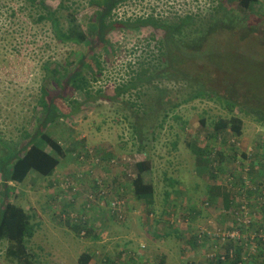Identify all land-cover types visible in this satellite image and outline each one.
<instances>
[{
  "label": "rangeland",
  "instance_id": "rangeland-1",
  "mask_svg": "<svg viewBox=\"0 0 264 264\" xmlns=\"http://www.w3.org/2000/svg\"><path fill=\"white\" fill-rule=\"evenodd\" d=\"M91 1L69 0L75 12L76 25L87 40V43L77 45L61 44L46 38L47 33L38 31L42 26L31 30L23 20L27 14L21 9V0H0V43L8 42L2 48L5 53L0 54V106L16 121L11 123L4 119L8 124L0 126V133L5 137L2 141L9 148L20 151L27 140L20 138L19 130L26 127L27 133L32 135L39 125L42 111L40 108L32 111L34 97L40 85L43 82L49 85L52 79L44 76L41 69L43 62L52 56L51 59L58 64H67L68 61L67 69L72 70L79 68L77 61L84 56V61L91 65L82 73L95 101L84 104L78 113L46 129L64 150L63 156L54 153L59 166L53 175L46 179L31 172L22 183L9 182L7 186L11 193L7 197H4L0 176V207L6 202L21 207L35 225L34 235L24 244L25 253L34 259L32 264H77L82 253L93 256L90 264H142L149 254L139 250H144L150 242L152 236L145 230L152 231V228L155 229L154 234L158 231L161 235L178 233V236L175 242L161 235L160 238L153 236L155 254L149 257L153 258L151 262L143 264H159L161 248L166 255V264H207L215 254L224 255L230 251L232 258L229 257V264L233 263L230 261L236 251L246 258L243 264H264V252L262 250L258 255L257 249V246L264 248V231L256 236L254 230L248 227L236 242L221 241L217 248H211L209 241L196 242L199 244L197 247L192 243L204 227L224 229L222 227L226 225L231 227L232 222L223 214L220 203L213 209L204 206L207 208L206 218L198 214L201 217L199 221L196 215L189 212H195L201 200L221 202L228 194L235 197L234 200L249 202L250 212L253 211L249 216L254 223L253 228L264 221V205L263 210L258 211L255 207L257 200L249 198L246 183L241 184V179L245 178L252 187H256L255 184L260 185L258 181L264 175V123L257 115L259 111H264V40L260 34L264 32V0H258L249 9H244L237 0H214L215 3L210 0H170L168 9L161 8L168 22H176V18L186 14L198 19L206 15L202 17V21H206L219 9V3L231 14L245 20L246 25L256 28L243 40L238 29L220 30L217 26L207 42L193 38V41L180 45L181 51L175 50L172 45H160L164 32L147 26L140 30H129L124 26L109 30L105 38L110 46L107 44L104 49L96 34L89 29L96 12L100 10ZM45 2L52 8L58 6L57 0ZM155 4L153 0H126L115 6L110 20L122 23L134 21L150 14ZM190 31L189 28L184 29L183 35ZM179 52L185 54L186 63L179 68L189 70L193 77H205L213 89L217 84L215 90L220 97L238 104L240 99L248 98L262 109L245 113L240 111L239 105L229 111L224 99L200 97L169 110L165 122L157 126L164 112L155 111L156 97L160 96L163 102L160 108L168 110L187 95V84L161 80L156 83L160 91L154 90L151 85L135 89L132 95L112 98L117 84L127 81L130 75L148 65L154 66L161 53L173 56ZM190 53L198 55L188 57ZM95 59L102 65V74L98 78L95 75L96 79H93ZM63 76L61 71L56 75L60 85L66 84ZM97 91H101L103 98H98L101 93L98 95ZM72 95L77 100L82 99L80 92ZM59 103L61 108L66 107ZM230 116H238L242 120L241 134L234 136L225 130L219 132L220 137L217 138L214 123L227 121ZM26 117L30 120L28 126L24 125ZM136 125L141 128L140 136L133 129ZM196 149L207 150V153ZM124 158L129 162L122 164ZM112 159L118 164H111ZM145 160L150 163L151 170L144 179L154 186L153 199L149 200L152 204L145 200L134 201L132 190L126 187L129 197L123 208L125 217L120 222L108 221L110 202L118 197L122 189L120 186L114 188L119 183L118 178L126 179L129 186L136 174L135 163ZM74 173L77 178L84 174V179L76 183L71 177ZM49 180L54 181L56 186L50 187ZM96 180L109 185L107 195L99 199H95L90 190ZM230 181L232 188L229 190ZM241 189L243 192H240ZM67 203L74 206L67 214L60 213L62 209L59 206ZM103 208L105 211L101 213ZM200 208H203L202 205ZM85 212L90 215L91 235L97 231L95 240L88 238L84 231L80 237L71 229L70 219L75 218L73 213L78 214L80 219H87ZM188 215L192 218L188 219ZM232 229L225 228L226 231ZM7 246V242L0 243V264H19L5 255Z\"/></svg>",
  "mask_w": 264,
  "mask_h": 264
},
{
  "label": "trees",
  "instance_id": "trees-1",
  "mask_svg": "<svg viewBox=\"0 0 264 264\" xmlns=\"http://www.w3.org/2000/svg\"><path fill=\"white\" fill-rule=\"evenodd\" d=\"M57 1V8H52L48 4H46L45 0H21V3L23 5L21 9L23 11H26L27 14L26 19L23 20L28 24V27L31 30H33V28L35 27L42 26V28L38 29V31L43 30V33H47L46 38H50L52 41H56L57 43H74L77 45L87 43L86 35L81 32V30L76 25L77 21L74 15L75 12L69 4V0ZM212 1L213 3H215L214 0H210V2ZM222 1L223 0H221V2ZM91 2L95 3L100 10L96 12L95 20L90 23L89 29L96 34L104 49L108 44V40L105 38L108 31L113 28L123 26L128 28L129 30H140V28L146 26L160 29L164 32V40L160 41V45H172L175 50L180 51V45H183V43L185 42L193 41V38L199 42H207L210 36H212V34L216 32L215 28L217 26H219L220 30L225 29L231 31L232 28L238 29L241 32V35H239V37L243 40L247 39L249 35L256 30V28H254V25H246L247 23L245 20L231 14L230 11L228 12V10L222 8V4L219 6V3V9L216 10L215 14L209 15L206 21H202V17H205L206 15H202L200 17L201 19H198L195 16L193 17L186 14L184 16L176 18L177 20L174 23H168L166 20L162 22L161 19L155 21L153 20V17H148L146 19L137 18L134 21L122 23L116 20L112 21L110 20V18L111 16H113L112 11L115 6L119 3H123V0H92ZM237 2L244 9H249L252 4H256L258 0H237ZM155 3L156 4L153 5L154 10H156L157 6H160V8L158 7V10L161 11V8L163 7L168 9L167 7L168 3L170 4V0H155ZM2 9L3 6H1V10ZM167 12L170 14L169 11ZM151 13H153V10H151ZM14 15L15 13L13 12L12 16ZM196 18L197 21H195ZM188 28L191 31L186 35H183L184 29ZM260 34L264 40V32L262 31ZM6 44H8L7 41L5 43H0V54L5 53V51H2V48L5 47ZM166 53H161L158 62L154 66L152 65V67H149L148 65L146 68L141 69L140 72H135L130 75L127 81L117 84V86L114 87V96L112 98L118 99L127 94L132 95L131 93L135 89L139 87H150L151 85H153L154 90L160 91V87H158L156 83H160L161 80L172 83L180 82L187 84L189 87V92L187 93V95L179 103L172 104V106L168 108V110L160 108L163 102L161 98H159L160 96L156 97L157 101L154 105L155 111L164 112L157 126H162L163 122H165L166 117L168 116L169 110H174L179 104L187 103L200 97H207L211 99L213 96H215L219 99H224L227 102V107H229L230 109L229 111H231V108L233 106L239 105L240 111L245 113H247V111L255 113L257 109L261 108V106H258V104L255 105L248 98L245 100L240 99V103L238 104V102L229 98L225 99L220 97L215 90V88L217 89V84L214 85L213 89V87L209 84L204 76L203 77L205 78V80L200 76L193 77L190 74L189 70L179 68L182 64L183 66L184 64H186L184 62V53L179 52L178 54H174L173 56H170ZM196 55H198V53H190L188 57H195ZM51 57L52 56L46 59L41 66V69L44 72V76L48 79H52L49 80V85L48 83L45 84L43 82L38 89L37 95L34 97V106L32 108V111H35L36 108H40L42 114L41 117H39V125H37V127L34 129L33 134L29 135L27 133L26 127H23L21 130H19L21 136L20 138L23 140H27V142L20 148V151H14L13 149L9 148V145L7 143L2 141V139L5 137H3V135H1L0 133V176L4 187V197H7L9 193H11V190L8 188L7 183H22L31 172H35L46 179L50 178V176L53 175V173L59 166V160L55 157L54 153L58 156H63L64 150L57 141L51 138L50 134L46 132V129L50 126H53L54 124H57L60 120L68 119V117H70L71 115L78 113L82 110L81 108L84 104L95 101V99H93L91 96L92 91H89L87 89V87H89L88 81L82 73L83 69L91 68V65L87 64V61H84V56H81L77 61L79 68H75L72 70L67 69L69 66L68 61H66L67 64H58L55 62V60H52ZM94 61L95 69L93 70V79L95 78V75L96 78H98L102 74V65L100 61L98 59H95ZM1 62L2 60L0 59V64ZM60 71L61 73H63V77H65L66 84L64 85H60L59 80L56 78V75ZM74 92H80L82 99H75V97L72 95ZM97 93L99 95L101 91H97ZM103 96L104 95L101 93L98 98H103ZM0 102H2V97L0 99ZM59 102L64 104V106L66 107L61 108V104ZM251 105L254 107H251ZM257 115L263 124L264 111H259ZM4 119H7L11 123L16 122L13 120V118H11L10 113H8V111L6 110H3L0 106V126L8 124L3 121ZM201 121L202 124H204V121ZM25 122L26 124L24 125L28 126L30 123L29 117L25 118ZM133 129L135 133L140 136L141 128L136 125L133 126ZM213 129L214 134H217V138L220 137L219 132L225 130H228L234 136H239L242 129V120L238 116H230L227 121L218 120L216 123H214ZM4 131L5 129H3V132ZM215 135H213V137ZM196 150L200 153H207V150L206 152L200 151L199 149ZM242 156L246 157L244 154H242ZM135 170V177L130 182L131 187H128L130 188V190H132L131 193H133V196L136 200H150L154 194V186L150 182H146V180L144 179L145 174L149 173V171L151 170L150 163L146 160L138 161L135 163ZM84 176L85 175L83 174L81 178H77L76 173L71 175V177L75 179L76 183L83 180ZM100 181V184H98L97 180L94 182V184L100 187L103 183L104 188H107L109 186H106V183H104L102 180ZM55 185L56 184L54 183V181L49 180L50 187H54ZM96 185H92L91 190L95 191V194L98 195L99 187H97ZM126 190H128V188H126ZM247 193V196H249V198H255L254 194H257V197L261 195L257 192L256 189H249ZM229 197L232 196L228 194L224 195V207H226V209L229 208V200L231 199ZM165 198V200L169 198L168 193H166ZM127 199L125 201V205ZM261 199H263L262 196ZM210 201L211 202L209 204L213 205V200ZM242 205L244 204H241L236 211L230 212V215L235 217V223L239 221V214H253V211L250 212V209L252 208L249 202L248 204H245L247 212L242 211ZM73 206L74 204L72 203L62 204L61 206H59L62 209L60 213L67 214L69 208H72ZM103 211H105L104 208L101 209V213H103ZM73 212H75V210ZM172 212L175 211L172 210ZM226 213L229 217V213L227 211ZM73 214H75V218H69L70 220H72V231L79 234L80 237V233L84 231L85 234H87L88 238L93 240L97 239L96 230L95 233L91 235L93 229L92 224L89 223L90 215L85 212L84 215L87 219H80L78 214ZM107 216L109 215L107 214ZM121 219H118L115 214H112L108 217L107 220L120 222ZM253 226L254 223H251L249 226V230H252ZM263 227L264 225L259 228V231H261ZM245 228H248V226L245 227L241 225L238 227V230L242 232ZM34 232L35 225L31 222L30 215L21 207L8 202L0 207V243L7 242L8 246L5 250V255L8 258L14 259L16 263L19 264H32L34 259H31L30 256L25 253L24 244L26 243V241L32 238ZM196 242L197 239L195 238V242L192 244L198 247L199 244ZM260 248L257 246V249L259 250L258 255L260 251L263 250L264 252V248ZM254 257L256 256L254 255ZM91 258H93L91 254L82 253L78 257L77 264H90L92 260ZM239 260L240 255L238 251H236L233 260L230 262L237 264ZM227 263L229 264L228 256L225 262L218 259H216V261L209 260L208 262V264ZM159 264H163V261L160 260Z\"/></svg>",
  "mask_w": 264,
  "mask_h": 264
},
{
  "label": "crops",
  "instance_id": "crops-1",
  "mask_svg": "<svg viewBox=\"0 0 264 264\" xmlns=\"http://www.w3.org/2000/svg\"><path fill=\"white\" fill-rule=\"evenodd\" d=\"M107 169H111L110 167H108L107 166ZM133 177H135V175H133ZM124 179H125V177H124ZM134 179V178H133ZM132 179V180H133ZM248 179V178H247ZM131 180V181H132ZM249 180V179H248ZM118 181H119V183L118 184H115V187L114 188H117V187H121L122 188V190H119V193H118V198L119 199H121V200H123L124 202L126 201V199H127V197H129L128 196V193L126 194V192H125V190H126V187H128V183H126V179L125 180H122L121 178H118ZM245 181H246V179L245 178H242L241 179V184H245ZM264 181V175H263V178L260 180V181H258L259 183L260 182H263ZM251 183V182H250ZM129 186L131 187V184H129ZM231 186H232V182H231ZM242 190V189H241ZM257 190V192L259 193V194H261L260 196H262V198L263 199H261V197H257V194H254V197H255V199L257 200L256 201V203H255V207L258 209V211H261V210H263V205H264V194H262L260 191H258V189H256ZM127 195V196H126ZM170 198H172V196H171V194H170ZM229 198H231L230 200H229V208L228 209H226V207H224V199L223 200H221V202H217L216 200H213V202L215 201V202H217L216 204H215V202L213 203V205H210L209 203L211 202V201H199L200 203L198 204V206H197V209H194V207H193V209L194 210H196L195 212H193V210L191 211H189V212H191L192 213V215L194 216V215H196V217L198 218V221H199V219H201V217H199V215L201 214V215H203L204 216V218H206V216H205V209H207V208H205L204 206H208V207H210L211 209H213L214 208V206L215 207H217V205H219L218 203H220V205H221V208H222V211L224 210V212H223V214L224 215H227V213H226V211L229 213V219L231 220V227L232 228H234L235 227V224L237 223H235V217H233L232 215H230V212L231 211H236L237 210V208L241 205V204H246L247 203V201L246 200H234L235 199V197H229ZM152 199H153V197H152ZM149 200V199H148ZM148 200H146L145 199V201H147L148 202V204H152V201H148ZM151 200V199H150ZM134 201H137L136 199H134ZM129 202L131 203V200H129ZM129 204V203H128ZM202 205V207L203 208H200V206ZM201 211H203V212H201ZM216 211V210H215ZM210 212H211V210H210ZM212 213V212H211ZM199 214V215H198ZM107 216V215H106ZM108 217V216H107ZM190 218H192L191 217V215H188V219H190ZM203 218V219H204ZM146 223V222H145ZM141 224H143V223H141ZM151 224H153V223H151ZM148 225H150V224H148ZM262 225H264V221H262V222H260V223H258V226H256V228H252L254 231H259V228L262 226ZM231 227H227V225L226 226H223L222 228H224V229H221V230H224L225 231V228H228V229H230ZM254 227V226H253ZM205 229H207V230H210V229H208V228H206V227H204ZM154 230L155 229H153L152 228V231H149V230H145V233H148V234H150L152 237L150 238V242H148L147 243V247L146 248H144V250H139V251H143L145 254H149V257L152 255V254H155V252L153 251V236L155 237V238H160V235H161V233L160 232H158V231H156V233L154 234ZM211 231V230H210ZM263 231H264V227H263V229L261 230V233H263ZM161 236H163V237H168V238H170L171 240H174V242L176 241V239H177V236H178V233H176V234H174V235H172V234H166V235H161ZM176 237V238H175ZM162 238V237H161ZM146 239V238H145ZM207 241H209L210 243H211V248L212 247H214V248H217V247H219V244L217 243V242H215V241H213V240H211L210 238L208 239V238H206L205 239V241H204V243L205 242H207ZM146 242V241H145ZM141 245H144V244H142V243H140ZM138 248V247H137ZM156 248V247H155ZM143 249V248H142ZM159 254V261L160 260H162L163 261V263H164V261H166V255L164 254V252H163V249L161 248L160 249V253H158ZM182 256V255H181ZM181 256H180V258H181ZM149 257H145V260L144 261H142V259H140L141 261H142V264L143 263H145L146 261H149V262H151L152 261V259L153 258H149ZM147 258H148V260H147ZM183 258V257H182ZM164 264H166V262L164 263ZM208 264V263H207Z\"/></svg>",
  "mask_w": 264,
  "mask_h": 264
},
{
  "label": "built area",
  "instance_id": "built-area-1",
  "mask_svg": "<svg viewBox=\"0 0 264 264\" xmlns=\"http://www.w3.org/2000/svg\"><path fill=\"white\" fill-rule=\"evenodd\" d=\"M182 5H184V4H182ZM126 162H129V161L127 159H125V158L122 159V164H125ZM110 163L113 164V165L114 164H118V162L115 159H112L110 161ZM129 176H131V175L129 174ZM100 183H101V181L99 180L98 184H100ZM245 183L247 184V185L245 184L246 190L258 189V191H260L262 194H264V181L258 183L260 185L255 184L256 187H252L251 183L248 182V181H246ZM229 184L230 185L228 187H229V190H230L232 188L231 181L229 182ZM94 185H96V184H94ZM97 187H99V186H97ZM90 190H88V191H90ZM120 190H122V189H120ZM92 192H93V197L95 199H99L101 196H104V195L106 196L107 195V189L103 187V183L99 187L98 195L95 194V191L92 190ZM241 192H243V190H241ZM123 208H125V202L117 197L113 201L110 202L109 213H110V215H112V214L114 215L115 214L118 219H121V218L124 217ZM241 209H242V211L247 212L245 204L242 205ZM249 216H251V215H248V214L240 215L239 214L238 215L239 221L235 224V227L231 231H226V230L224 231V230H221V228H214V229H211L212 233H210V232L206 231L205 229H202L196 235L197 242L198 243H203L206 238H210L211 240L217 242L218 244L221 243V241H223V242H228V241L236 242L235 240H239L240 239V235H241V231L238 230V227L241 226V225H243L245 227H247V226L249 227L250 226L251 221H250V217ZM253 233H255L256 236H259V234H263V233H261V231H259V232L254 231ZM261 236L263 237V235H261ZM240 249L244 252L242 247H240ZM227 256H228V258L229 257L232 258L231 251H230L229 254L224 253V255L215 254L209 260L216 261V259H218L220 261L225 262ZM245 259L246 258L243 256V253H242L241 256H240V260L237 262V264H243Z\"/></svg>",
  "mask_w": 264,
  "mask_h": 264
},
{
  "label": "flooded vegetation",
  "instance_id": "flooded-vegetation-1",
  "mask_svg": "<svg viewBox=\"0 0 264 264\" xmlns=\"http://www.w3.org/2000/svg\"><path fill=\"white\" fill-rule=\"evenodd\" d=\"M153 1H155V0H153ZM126 2V0H123V3H125ZM163 14H165V12H162V11H160V10H158V8H156V10H154V7H153V13H151V14H147V16H142V17H139V18H141V19H146V18H148V17H153V20H159V19H161V21L163 22V21H167V19H164V16H163ZM169 15H171L172 16V14H169ZM136 20V19H135ZM168 22V21H167ZM168 23H174V22H168ZM154 30H158V29H155V28H153ZM164 39V38H163Z\"/></svg>",
  "mask_w": 264,
  "mask_h": 264
}]
</instances>
